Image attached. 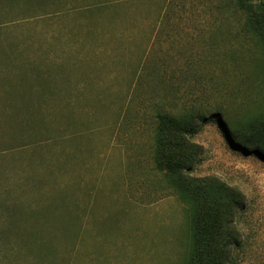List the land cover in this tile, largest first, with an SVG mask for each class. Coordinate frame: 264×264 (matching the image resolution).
Returning <instances> with one entry per match:
<instances>
[{
  "label": "rangeland",
  "instance_id": "obj_1",
  "mask_svg": "<svg viewBox=\"0 0 264 264\" xmlns=\"http://www.w3.org/2000/svg\"><path fill=\"white\" fill-rule=\"evenodd\" d=\"M164 2L0 0V264H186L170 179L240 191L233 228L264 253V154L224 130L264 111V41L224 0H174L168 19ZM157 110L205 117L171 176L154 162ZM57 191L54 246L33 249L25 215Z\"/></svg>",
  "mask_w": 264,
  "mask_h": 264
},
{
  "label": "trees",
  "instance_id": "obj_2",
  "mask_svg": "<svg viewBox=\"0 0 264 264\" xmlns=\"http://www.w3.org/2000/svg\"><path fill=\"white\" fill-rule=\"evenodd\" d=\"M173 1L164 2L162 15L165 19H168L171 13ZM177 2L178 6L184 9L192 4L194 6L193 0ZM223 7L232 13H239L240 17L243 15V27L253 34L256 33L264 41V0H224ZM154 71L156 72V67ZM224 117L223 115L225 121ZM151 118L155 125L152 136L154 162L158 169L169 176L184 170L193 159H177L175 152L181 149L189 137L197 133L198 124L205 120L204 115L198 112L175 115L157 110ZM215 119H218V115ZM226 123L227 128L224 130L231 140H243L246 144L255 145L264 154V111L246 124L247 126L239 125L235 129V126L230 125V121ZM55 135L56 131L50 142L56 144L62 136ZM170 182L189 213L191 245L186 264H264V253L249 254L246 242L233 228L235 216L245 208L244 196L240 191L214 179L183 184H175L170 179ZM8 188L5 186V191L0 192V202L3 204L9 198ZM49 198L52 204L49 205L48 211L42 212L43 208L37 205L31 209V213L25 215L27 222L32 220L35 224L34 233L29 236V244L33 249L48 250L54 246L52 236L44 235V231L48 229L46 223H49L52 217H57L55 214L59 205L56 203L61 196L57 191V194L52 193Z\"/></svg>",
  "mask_w": 264,
  "mask_h": 264
}]
</instances>
